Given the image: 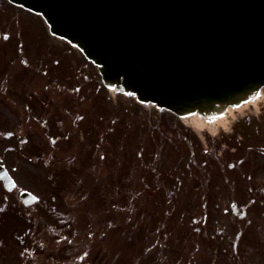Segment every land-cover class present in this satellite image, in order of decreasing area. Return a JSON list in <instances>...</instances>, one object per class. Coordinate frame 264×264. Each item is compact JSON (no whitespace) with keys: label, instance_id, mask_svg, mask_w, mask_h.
Segmentation results:
<instances>
[{"label":"rangeland","instance_id":"1","mask_svg":"<svg viewBox=\"0 0 264 264\" xmlns=\"http://www.w3.org/2000/svg\"><path fill=\"white\" fill-rule=\"evenodd\" d=\"M263 124L264 104L210 131L113 95L78 49L0 0V164L16 183L13 194L0 184V199L36 195L12 210L70 264H264V228L243 229L238 244L253 252L235 254L233 219L203 193L217 158L260 156Z\"/></svg>","mask_w":264,"mask_h":264},{"label":"water","instance_id":"2","mask_svg":"<svg viewBox=\"0 0 264 264\" xmlns=\"http://www.w3.org/2000/svg\"><path fill=\"white\" fill-rule=\"evenodd\" d=\"M8 1L40 14L113 93L178 117L213 123L264 87V0ZM0 179L11 186L2 166Z\"/></svg>","mask_w":264,"mask_h":264},{"label":"flooded vegetation","instance_id":"3","mask_svg":"<svg viewBox=\"0 0 264 264\" xmlns=\"http://www.w3.org/2000/svg\"><path fill=\"white\" fill-rule=\"evenodd\" d=\"M258 147H254L257 152L262 145ZM221 153L220 150L219 155ZM224 153L228 152L224 151ZM252 156L250 158L248 154V157L235 159L234 163H226V157L217 158V165H209L210 172L203 174V193L206 201L216 208L214 216L218 219L222 218L221 222L224 223L227 217L233 219V227L238 229L234 237V245L229 247L235 254L253 252L250 246L238 244L243 229L252 227L254 223L258 230L264 228V153L260 156ZM7 193L13 194L14 191ZM18 202H20L18 198L0 199V264H70L68 259L64 260L60 247H48L43 244L37 246L41 241L33 239V223L30 215L12 210L13 207H18ZM19 205L28 208L22 203ZM224 207H228V210L226 211ZM219 210L221 213H218ZM10 211L14 212L8 213ZM222 211L226 212L222 213ZM13 222H18L15 228ZM213 230L214 228H211V231ZM217 232L220 233L219 230ZM223 233L220 236L222 240ZM227 240L231 241L229 237ZM246 240L250 243L251 236L248 235ZM252 245L261 246L257 242ZM217 249H220V246H217ZM76 259L79 262V257Z\"/></svg>","mask_w":264,"mask_h":264},{"label":"bare ground","instance_id":"4","mask_svg":"<svg viewBox=\"0 0 264 264\" xmlns=\"http://www.w3.org/2000/svg\"><path fill=\"white\" fill-rule=\"evenodd\" d=\"M261 91V90H260ZM264 102V95L262 91L258 94L257 98L252 101H248L243 103L242 105L231 108L228 107L226 109L227 114L222 119H216L214 123L210 124L207 121L202 120L196 114L190 115L187 118H182V122L193 126L196 129H208L210 131L219 130V129H227L229 125L232 123V119L237 117L238 115L243 116L245 112H254L259 113L261 104ZM226 118V119H225ZM201 133V132H198Z\"/></svg>","mask_w":264,"mask_h":264},{"label":"snow or ice","instance_id":"5","mask_svg":"<svg viewBox=\"0 0 264 264\" xmlns=\"http://www.w3.org/2000/svg\"><path fill=\"white\" fill-rule=\"evenodd\" d=\"M5 38H7V37H5Z\"/></svg>","mask_w":264,"mask_h":264}]
</instances>
